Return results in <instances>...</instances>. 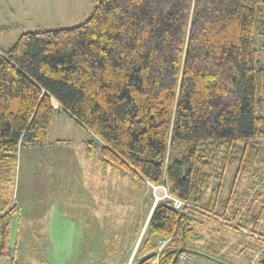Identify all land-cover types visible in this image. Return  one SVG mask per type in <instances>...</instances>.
Wrapping results in <instances>:
<instances>
[{
  "label": "trees",
  "instance_id": "16d2710c",
  "mask_svg": "<svg viewBox=\"0 0 264 264\" xmlns=\"http://www.w3.org/2000/svg\"><path fill=\"white\" fill-rule=\"evenodd\" d=\"M261 51L264 0H96L73 27L20 33L0 49V258L13 253L18 153L45 144L60 109L91 135L87 158L186 203L156 201L133 264L163 236L157 264H193L202 222L262 245L264 264ZM211 241L219 253L224 238Z\"/></svg>",
  "mask_w": 264,
  "mask_h": 264
},
{
  "label": "rangeland",
  "instance_id": "374dc122",
  "mask_svg": "<svg viewBox=\"0 0 264 264\" xmlns=\"http://www.w3.org/2000/svg\"><path fill=\"white\" fill-rule=\"evenodd\" d=\"M95 2L0 0V25L5 26L0 28V49L29 30L73 27L85 21ZM260 54L264 63V52ZM258 113L264 114V102ZM52 124L45 144L23 146L18 153L12 190L16 195L18 185L30 204L12 217L8 236L13 253L0 258V264L15 259L21 264H127L131 259L133 264L150 204L166 198V187L123 177L112 168L102 170L98 152L85 157L84 141L91 135L79 123L55 113ZM213 226H197L202 239L193 247L199 252L193 264H256L261 259L262 245L226 226ZM217 237L224 238L219 253L208 252L206 242Z\"/></svg>",
  "mask_w": 264,
  "mask_h": 264
},
{
  "label": "built area",
  "instance_id": "2783aa9c",
  "mask_svg": "<svg viewBox=\"0 0 264 264\" xmlns=\"http://www.w3.org/2000/svg\"><path fill=\"white\" fill-rule=\"evenodd\" d=\"M167 198H170L171 200H173V205L176 207V208H183L186 203L182 202L181 200L179 199H176L174 197H170L168 194H166ZM157 244H156V248H155V252H156V255L154 257H152V259L150 260V264H157V257H158V253L162 252L163 249L169 244V242L171 241L170 238H167V237H159L157 239ZM190 260V257L187 253H182L178 256L177 258V263L176 264H187L188 261Z\"/></svg>",
  "mask_w": 264,
  "mask_h": 264
},
{
  "label": "crops",
  "instance_id": "0c3cea01",
  "mask_svg": "<svg viewBox=\"0 0 264 264\" xmlns=\"http://www.w3.org/2000/svg\"><path fill=\"white\" fill-rule=\"evenodd\" d=\"M53 106L55 107V106H57V104L55 103V105L53 104ZM55 113H58V114H62V115H64V116H68L70 119H72L69 115H68V113L66 114V112H64L63 110H60V109H57L56 111H55ZM55 113H54V115H55ZM52 120H53V118H52ZM73 121H74V119H72ZM52 123H53V121H52ZM52 125L53 124H51V127H50V130H49V132H50V134L52 133L51 131H52ZM82 127V126H81ZM83 128V127H82ZM84 129V128H83ZM85 130V129H84ZM86 132L89 134V132L86 130ZM58 140H66V139H63V138H57ZM85 142V141H84ZM86 157V156H85ZM87 158V157H86ZM101 169L103 170V169H105V170H107V168H102L101 167ZM19 186L17 185V187H16V190H17V194L15 195L14 194V199H15V201L17 202V204H18V206H19V210L20 209H22L24 206H29V204H30V202H27V201H24V198L21 196V194L19 193ZM19 213H20V211H18ZM16 260V259H15Z\"/></svg>",
  "mask_w": 264,
  "mask_h": 264
},
{
  "label": "water",
  "instance_id": "95a60500",
  "mask_svg": "<svg viewBox=\"0 0 264 264\" xmlns=\"http://www.w3.org/2000/svg\"><path fill=\"white\" fill-rule=\"evenodd\" d=\"M53 104L55 105L54 102H53ZM155 201H156V200H155ZM154 204H155V202L153 203V205H152L151 207H153ZM153 208H154V207H153ZM153 208H152V209H153ZM152 209H151V210H152ZM150 213H151V211H150ZM149 216H150V214H149L148 217H147L148 219H147L145 225L147 224V222H148V220H149ZM143 232H144V227L142 228V232H141L140 236L143 234ZM154 255H156V252H155V251H152V252H149V253H147V254L141 255V257L138 259V262L141 263V262L147 261V260L151 259ZM130 261H131V259L127 262V264H129Z\"/></svg>",
  "mask_w": 264,
  "mask_h": 264
}]
</instances>
